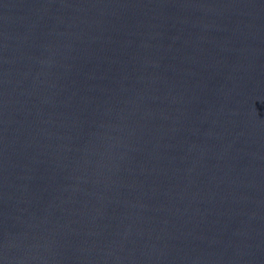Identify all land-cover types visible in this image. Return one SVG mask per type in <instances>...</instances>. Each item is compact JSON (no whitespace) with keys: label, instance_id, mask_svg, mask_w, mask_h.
Masks as SVG:
<instances>
[{"label":"water","instance_id":"95a60500","mask_svg":"<svg viewBox=\"0 0 264 264\" xmlns=\"http://www.w3.org/2000/svg\"><path fill=\"white\" fill-rule=\"evenodd\" d=\"M0 264H264V0H0Z\"/></svg>","mask_w":264,"mask_h":264}]
</instances>
